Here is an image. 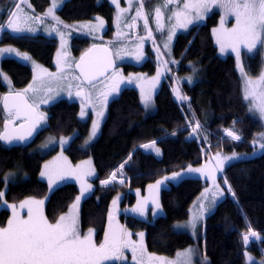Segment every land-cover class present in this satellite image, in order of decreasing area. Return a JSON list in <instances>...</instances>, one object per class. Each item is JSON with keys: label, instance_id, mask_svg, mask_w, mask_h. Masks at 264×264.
Masks as SVG:
<instances>
[{"label": "trees", "instance_id": "1", "mask_svg": "<svg viewBox=\"0 0 264 264\" xmlns=\"http://www.w3.org/2000/svg\"><path fill=\"white\" fill-rule=\"evenodd\" d=\"M157 1L160 0H143V9L150 14ZM13 3V0H0V24L14 8ZM49 3L50 0H28L31 8L40 13ZM114 13L115 7L108 0H66L63 3L56 16L64 25L60 28L69 32V51L74 58L97 41L75 32L73 25L101 17L106 22L102 37L110 39L114 31ZM218 20L219 12L210 11L204 22L193 24L187 31L174 35L167 48L161 45L164 42L161 35L163 27L153 26L158 33L153 34L154 40L156 38L153 43L159 42L153 44L156 48L154 54L161 56L163 51L172 66H168L169 71L167 69L155 94L154 112L146 113L136 89L123 88L109 102L100 134L88 148H82L81 143L88 135L90 124L79 119L76 102L60 99L45 108L46 125L37 133L34 143L40 142L46 135L59 138L74 134L65 149L70 161L76 163L90 157L93 162L96 172L92 180L93 190L80 204L78 227L80 233L92 229L96 245L104 239L109 206L119 194L123 193L120 206L133 208L137 201L135 190L142 192L160 177L198 166L217 153L251 154L264 139L261 135L264 134V125L249 110L250 101L243 96L234 58L231 55L221 58L217 54L212 29ZM162 22L166 24L170 20ZM145 42L140 41L144 45L143 62L140 65L122 63L120 66L124 73L144 72L151 75L157 69L153 51ZM3 44L25 51L36 62L53 69L52 59L58 46L55 38L14 35L3 29L0 46ZM242 61L246 75L257 77L264 62L262 48L252 54L244 52ZM172 70L173 77L170 76ZM0 72L8 77L15 90L23 89L32 79L30 66L13 58L0 61ZM189 76L192 77L191 82L186 79ZM7 91L0 76V100ZM178 94L188 97V100H178ZM3 117L0 106V130ZM197 121L201 129L198 135H190ZM225 129L235 131L241 139L232 140L225 134ZM153 141H157L162 150L160 158L140 149V145ZM32 146L33 143L7 147L0 143V187L6 188L5 198L10 202L26 197L40 198L46 194L47 184L39 178L40 167L54 149L40 154L31 151ZM125 161L128 163L124 170L130 177L126 195L124 188L117 184L107 187L98 184ZM13 171L16 178L12 176L5 182V174ZM223 179L227 180L231 192ZM219 181L226 194L202 220L197 239L186 231H177L174 224L188 218L192 203L206 184L199 178L177 179L169 187L162 188L159 192L162 215L145 220L126 212L122 221L124 219L125 226L133 231H144L145 247L152 253L173 256L181 249L197 245L206 256L207 264H245V251L254 257L250 264H261L264 261V151L227 164L219 172ZM77 194L78 188L74 183L67 182L56 187L46 199L45 218L55 222L67 211ZM8 215V210H0V226L6 224ZM249 225L261 239L252 238L245 246L243 234L248 232Z\"/></svg>", "mask_w": 264, "mask_h": 264}, {"label": "snow or ice", "instance_id": "2", "mask_svg": "<svg viewBox=\"0 0 264 264\" xmlns=\"http://www.w3.org/2000/svg\"><path fill=\"white\" fill-rule=\"evenodd\" d=\"M63 0H52L51 6L43 14L45 17H51L58 23L59 17L55 15V10L62 4ZM131 2V0H130ZM112 3H117V0H112ZM175 3V0H165V4L159 6L155 9L156 20L159 24L162 12V7H168ZM22 4H28V0H21L20 3H15L14 9L9 10V18L5 24H0V30L5 27L10 29L12 32H23L25 30L29 32H35L36 29L32 27H27L26 25L30 20H43V17H33L29 15L27 11L24 10ZM119 8V5L117 4ZM179 7V5H177ZM213 7H219L223 9L226 13L234 15L236 19V25L232 29H221L220 33L217 35V43L221 45V52L225 49L230 48L232 52L236 54L237 66L240 67L239 61L241 56L242 48L246 50L247 53L257 52L259 49L264 48V0H186L183 4V9L175 13L176 19L178 21L179 28H188V25L193 23L194 20H199L203 18V13H207ZM28 8L31 9V5L28 4ZM143 0H140V8L137 9V16H143ZM195 10V16L190 17L191 10ZM120 12L126 11V9H119ZM99 21L100 26L103 25L101 18H96ZM135 19V18H134ZM171 19V17L169 18ZM225 17L221 18V23L223 24ZM147 26V21L145 22ZM173 32L175 31V27ZM65 27H68L65 25ZM50 31H57V29L52 28ZM214 34H217V30H213ZM61 39L63 40V34L61 33ZM168 40H172V35H169ZM167 47V44H166ZM107 51V50H105ZM16 52L13 48H2L0 49V54ZM18 56L20 53H16ZM24 59H29L25 54ZM139 59V57H137ZM173 63H176L173 61ZM80 69L81 74L84 76L85 81L91 82L96 75L102 74L98 67L86 63L85 58H81V62L77 64ZM105 66V70H106ZM59 70V64H58ZM243 74V69L240 68ZM195 71V69H194ZM43 72L48 76L55 77V73H47V70ZM159 75V74H158ZM246 75V74H245ZM0 76H3L0 73ZM5 81L8 80L6 76H3ZM34 78V82H35ZM78 79V78H74ZM189 82L192 81V77L186 78ZM10 84V81H8ZM43 83V81H41ZM71 87V85H69ZM116 89H112L115 91ZM40 91L39 88L35 86V83L30 84L23 93H16L15 96L4 97V110L12 116L19 117L23 115L26 118V123L21 124L18 128L10 127L11 122L5 120L4 130L0 132V141L4 144H12L16 141H26L33 136L39 130V126L46 120L43 113H37L38 105L29 104L27 99H25L26 93H33L34 95ZM51 91V89H48ZM71 94V93H70ZM82 91H78L77 95H81ZM102 104L106 105L108 103V93H102ZM51 97H49L50 99ZM244 98L246 100L250 99V111L255 110L260 114V117L264 119V72L256 80L251 78L245 79V92ZM151 95L142 94V101L145 106H149L151 103ZM177 99L180 101H187L188 97L183 95H177ZM11 101V103H10ZM48 99H43L40 103H47ZM88 103H92L91 96H88ZM86 105L82 104L80 117L83 118L85 113ZM97 119L93 121L91 132L85 140V144L89 143L96 135L100 126V117L104 115V111L101 110L96 113ZM201 125L199 121L196 122L195 127L190 135H198ZM225 134L232 140H240L241 136L231 129H225ZM264 138V134H261ZM207 139V137H205ZM49 142H52L50 138ZM68 142L67 137H61L59 143L64 145ZM155 141L151 144L142 145L144 148H155ZM255 143V141H254ZM45 147L47 145H44ZM261 149H264V143L260 145ZM157 154H159V149L155 148ZM61 158L66 161V157ZM130 158V157H129ZM239 156L233 153L232 156L221 157L219 153L216 154L213 159H216V168L213 169V173L221 171L225 166L226 162L238 159ZM90 165V161L85 162ZM128 161L121 164L117 171L111 173L108 179L101 180L102 186H107L110 183L116 181L117 175L123 176V168ZM189 172H202L203 169H194L189 167ZM76 169H70L67 171L57 170L49 165L44 166V170L41 171V177H48L49 191L54 189L57 181L65 178L68 175H76ZM94 170L90 169L83 172V176H92ZM14 175L13 173H8L5 176V182H7L8 177ZM183 175L181 172L173 173L171 177H165V180H177ZM77 179L80 180V175H77ZM124 180L121 178L120 183ZM163 181L158 180L155 187L157 190L162 185ZM225 184L227 180L225 179ZM214 190L212 191L211 202L214 205L217 197H222L224 191L219 185L214 184ZM92 185L87 184L85 181H81V193L76 197V201L70 206V212L67 215H61L55 223L49 222L43 214L44 200H37L34 198H28L20 202V208H27L28 218L23 219L16 212V205H6L13 210V217L9 219L7 227H0V264H101L102 261H119L124 259L122 253L124 249L131 247L133 252V260L136 264H145L143 259H137L136 252L139 248L143 256L146 251L143 247V237L144 233H138L140 237V242L138 244L131 241L130 233L126 231H113L111 234L105 233V240L99 246H97L92 240L93 230L89 229L87 235H81L78 227V205L80 200L85 197L90 190ZM229 192L232 191L229 186L227 189ZM209 189H205V193L202 196L207 195ZM234 195V194H233ZM5 192L0 191V200H3ZM6 203V202H5ZM116 200L113 201L115 205ZM152 212L153 216H158L162 211L161 205L159 204L158 198H152ZM148 207V200L145 199L142 203H138L136 208L132 211L138 212L141 216L145 214V208ZM208 208L201 203L200 211L198 215H194L193 218L188 222V225L193 229L196 228L198 220L203 216V213L207 211ZM109 218L112 219V212H109ZM180 227V225H177ZM261 239L259 234L255 232L251 226L248 227V232L243 234L244 244L247 246L251 239ZM193 250L191 248L186 249L182 253H177V261H165L164 258L148 256L147 261L151 264L153 260H161L162 264H193L192 261ZM245 257L248 261H252L253 258L245 252ZM206 260V257H205ZM264 264V261H261Z\"/></svg>", "mask_w": 264, "mask_h": 264}, {"label": "rangeland", "instance_id": "3", "mask_svg": "<svg viewBox=\"0 0 264 264\" xmlns=\"http://www.w3.org/2000/svg\"><path fill=\"white\" fill-rule=\"evenodd\" d=\"M16 1L17 0H13V2H14L13 4L14 5H15V3H17ZM162 1L163 0H160V2L157 4V6H155L153 11H152L151 7L149 8V9H151L150 10V14H149L148 10L142 9V12L144 13L143 16H137V9L140 8V0H136V3L134 5L132 4V2H130L131 4L130 3L121 4L122 0H118L117 3H115V13H114V17H113L114 18L113 24H114L115 27H117V33L113 32V35L115 34L118 38L121 37L120 40L126 41V39H127V41L133 42L134 46L133 45L132 46L135 47V50L131 49L132 50V53H131L132 55H130L131 59L128 62L134 63L135 65H140L141 64V58H140L141 54L139 56L138 53L142 50L141 44L143 45V43H141V44L137 43V42H140V41L141 42H144V41L148 42V44L150 45L151 50L153 51L152 53L154 54L155 46L153 44H156V43L158 44L159 42L156 41L155 43H153V41L156 40V38L154 40L153 34L156 33L158 35V33L156 32V30L154 29L152 24L157 22L155 9L157 7H159V6L164 5V3ZM128 2H129V0H128ZM117 4L119 5V8L117 7ZM24 6H26V4H24ZM119 9H126V11L120 12ZM213 10H216V11L219 12L218 23L212 29V30H214V29L217 30V34H214V32L212 34V38H213L214 44H215V46L217 48V54L221 58L226 57L227 55H231L234 58L235 69H236V71H237V73H238V75L240 77L241 84H242V93H243V96H244L245 79L246 78H251L252 80H256L260 76V74L262 72H264V62H263V67H262L261 72L259 73V75L257 77H249V76L245 75L246 73H245V70H244V67H243V61H242L243 53L244 52L247 53L246 50H244L243 48L241 50V56H240V61H239L240 67L237 66L236 54L234 52H232L230 48H227V49H225L224 52H221V45L217 43V35L220 33L221 29H232L236 25V19H235L234 15L226 13L223 9H221L219 7H213L212 9H210L208 11V14H209L210 11H213ZM29 11L33 12V10H29ZM161 12H162V15H161V18H162L166 14L165 7L161 8ZM206 17H207V15L205 16V18ZM222 17H225V19L223 21V24L221 23V18ZM49 18H50V20H53L51 17H49ZM161 18H160V21H159L160 24L157 27L160 28V25H161V28L163 27L162 28L163 32H162L161 35H163L164 42H162L161 45L164 46L165 48H167L172 43L171 41L168 40L169 35H172V38H173L174 35L182 33L184 31H187L188 29H190L193 26V25H188V28H186V29L183 28L182 30H180L179 27L177 26L178 22H176L175 25H174V23L172 21H170V23L161 24V21H162ZM117 20H119V24H118ZM129 20L131 21V24L129 25V32H128L127 31V23H128ZM120 21L123 22V24ZM146 21H147V26H145V22ZM5 22H6V19L3 21V24H6ZM174 26H177V27H175V31L173 32ZM0 32H2V30H0ZM68 33L69 32H67V34ZM65 39H66L65 37H63V40L60 38V43H61V45H63V48L60 47V50L61 49H63V50H62V52H60V55H58V56H57V53H56L57 62L59 61L61 64L65 63V61H66V58L63 56V55H65L64 48H66V46L64 45ZM57 43H58V41H57ZM166 44H167V47H166ZM0 47H2V48H13V49L16 50V52H22L23 54H27L28 56H30L27 52L21 51V50L17 49L14 46H11V45L3 44ZM115 47H116L115 50H117L118 46L116 45ZM56 50H57V48H56ZM247 54H252V53H247ZM15 55H17L15 52L0 54V61L2 60V58L6 57V58H13V59H15V60H17L19 62H22V61L18 60L16 58L17 56H15ZM23 56L24 55H19V58L23 59L24 61H26V59H24ZM262 56H263V61H264V48H262ZM137 57H139V59ZM115 60L118 61L117 56L115 57ZM154 61L157 64V67H158V63H160V61H161L163 66H164V68L168 67V66L170 68H172V66H170L169 61L165 57V54H164L163 51H162V55L161 56L160 55L158 56L156 53L154 54ZM57 62H56V59H55L56 70L54 71V73L56 74V76L53 77V76L45 75V73L43 72V70H45V69L46 70H50L52 72L51 68L45 67V66H43L40 63L35 61V64H33L31 66L32 67L31 68V70H32V79L20 91V92H23L24 89H26L30 84L35 83V86L37 88H39L40 91L38 93H36L35 95L33 93H31V92L26 93L27 99L32 105H34V106L38 105V107H37L38 113H43L45 117H46V113H45V108L46 107H48L49 105H51L52 103H55L56 101H58L60 99H67L69 101L70 100L71 101H76V102L78 101L77 102L78 104L80 103V105H78L79 108H80L79 112L81 111L82 104L86 105V107H85L86 115L83 118H81L78 115L80 120L83 119L81 121L89 119L90 115H89L88 111L90 109L93 112V120L92 121H94V120L97 119L96 113L101 111V110H103V105L104 104H102V102H101L102 101L101 94L109 92V90H112V88H115V87L117 88V87H120V86L121 87L123 86L124 88L125 87H131V88L136 89L138 91V93H139L140 102H141L143 108L145 109V111H151L153 109V107L155 106L154 105V97H155V94L157 93V91L160 88L161 80H162V77L159 74L158 70L154 71V73L151 74V75L145 74L144 72L133 73V75L135 74V79H133V78H130L132 73L126 74V73L122 72L120 64L117 63L118 66L106 78H104L103 80H101L100 82H98V83H96L94 85L85 86L84 84H78V83L74 84L75 83L74 82L75 81L74 78H75L76 75H73V73L71 71L66 70L65 68H63V69L59 68V70H58V64L59 63L57 64ZM55 65H53V66H55ZM240 68L243 69V76H245V77L242 76ZM118 73L120 75H122L124 78H128L127 84H121V83L120 84H115V83H118L120 81V78L118 77V75H116ZM115 75L119 79L114 77ZM125 75L126 76H130V77H126ZM3 76H6V75L3 74ZM3 76H2V79H3ZM137 77H138V79H137ZM172 77H173V70H172ZM34 78H36L35 82H34ZM8 81H10V80L8 79L7 81H5L3 79V82L6 85L7 90L8 91H16L12 87L11 83L10 84L8 83ZM41 81H43V83H41ZM111 82H113V83L110 84ZM69 85H71V87H69ZM48 89H51V91H48ZM78 91H82V94L79 95V96L77 95ZM142 94H145V95H149L150 94L151 95V98H152L151 99V104L149 106H147V107L145 106V104L142 101ZM89 95L91 96L92 103H88V96ZM49 97H51V98L49 99ZM43 99H48V102L47 103H40V101L43 100ZM249 101H250V99H249ZM248 106H249V110H250V102H249ZM106 110H107V107H106ZM250 112L252 114H254L255 116H257L261 120L263 125H264V119H262L260 117V114L258 112H256L255 110H251ZM5 118L10 120V121H14L15 120V117L14 116H9V114L5 115ZM43 123L46 125L45 121ZM43 123H42V126L44 125ZM91 128H92V125H91ZM89 129H90V126H89ZM46 138H49V139L52 138L53 141H57L58 142L60 140H57V139H60L61 137L57 138V137H54L52 135H46L43 139H46ZM32 140L33 139H31L30 142ZM84 140L82 141V143L84 142ZM48 142L49 141L46 140L45 141L46 144H44V145L48 146L49 145ZM82 143H81V145H82ZM261 143H264V139L260 142V144ZM44 145H42V147H40V148L46 149ZM59 145L61 146L60 148H57L55 150V152L52 153V155H50V156L47 155L48 157L43 160L42 165L40 167V172L44 170V166L45 165H49V166H51V167H53V168H55L57 170H60V171H67V170H70V169H76L77 170V174L76 175L65 176V178H69V180H64L65 178L58 180L56 185L54 186V189L57 186H59L60 184H62V183L73 182V183L76 184V182H75L76 180H72V179L73 178L77 179V175H80V177L82 178V176H83L82 173L86 172V168L82 167L80 165L81 164L80 162L79 163L76 162L77 163L76 165H75V163L71 162L69 156L65 152L64 146L61 145L60 143H59ZM30 146H31V144H30ZM34 148L36 149L35 143H33L31 151H33ZM263 151H264V149H261L260 146H257L255 148V150L251 154H238L239 158L230 161V163L234 162V161H238V160L243 159V158H248V157H253V156L259 155ZM47 152H51V150H48ZM42 154H45V153L42 152ZM61 154H62L63 157L67 158L66 161L61 158ZM220 156L224 157V154L223 155L220 154ZM229 156H232V154L229 155ZM210 157H212V156H210ZM85 158H90V157H85ZM88 160H91V159H88ZM124 163L125 162H123L122 164H124ZM70 165H72V166H70ZM124 169H125V166H124V168L122 170L123 171V177L125 175H127V173L125 172ZM183 170L184 169L180 170L179 172H182ZM115 171H117V170H115ZM6 174H8V172ZM6 174H5V176H6ZM13 174H14V171H13ZM110 175H111V173L105 179H108ZM12 176L14 178H16V174H14ZM118 176L121 177L119 174L117 175V177ZM39 178L41 180H43L47 184L46 194L43 197H40V198L26 197V198H24V199H22V200H20L18 202H15V203L6 200L5 196L3 197V200H0V210L1 209H6L9 212L6 224L4 226H0V227H7L9 219H11L13 217V210L11 208H9V207H6V205H13V204L16 205L17 206L16 207L17 214L20 215L23 219H27L28 218V210H27V208H20L19 207L21 201H24V200H26L28 198H34V199H37V200H44L46 202V199H47L48 195L51 193L49 191L48 177H46V176L45 177H41L40 174H39ZM8 179H11V178H8ZM178 179H183V178L180 177ZM216 182L217 181H216V179H214V177H213V179L210 178V177L206 178V184L202 188L203 192H205V189H213L214 190L213 186H214V184H216ZM217 183L221 187V189L224 191L225 189H224L223 185L220 182H217ZM223 183L226 186V188L228 189V184H225V179H223ZM112 184H117L119 186H122L124 188V191H125L124 195H126V193L128 191V184L125 181L123 183H120V179H116L115 182L110 183L107 186H111ZM76 186L78 187V194L76 195V197H77L81 193V185L80 186L76 185ZM107 186H102V187H107ZM0 191L4 192L5 191V187H0ZM89 193L80 200L79 205L82 202V200L89 195ZM151 194L152 193H148L147 196L150 197ZM122 195H123V193H121L118 196H116L112 200V202H111V204L109 206V212L110 211L112 212V219L110 220V218H108V220H107V222L105 224V226H106L105 227V229H106L105 233L110 229V227H111V231L108 232L109 234H111L113 231L123 230V231H126L127 233L131 234L130 239H131L132 242L138 244L140 242V237H139L138 233H141V232L144 233V231H142V230L133 231V229L130 228L129 226H125V222H124L125 220L123 219V221H122V216H125V214H126V212H128V210L131 211L130 210L131 208H129V207L122 208L120 206V200L122 198ZM76 197H75L74 202L76 201ZM114 200L117 201V203L115 205L113 204ZM45 202H44V205H43V214H44ZM208 203H209V206L207 207L208 208L207 211H209L212 208V205H213L211 200H209ZM79 205H78V210H77L78 211V215H79ZM69 212H70V209H67V211L65 213H63L62 215H67V214H69ZM198 214H199V212H196L195 214H192V217L190 218V220L193 218L194 215H198ZM145 219L149 220V217H145ZM56 220H55V222H56ZM200 220H201V218L198 220L195 229H193L189 225L185 226V229H184L186 232H188L195 239H197V237H199V234L201 232L200 228H201V222L202 221H200ZM55 222H53V223H55ZM186 224H188V223H186ZM88 231H89V229L85 230L83 233H81V235H87ZM94 239H95V233L93 232L92 233L93 242H94ZM104 240H105V234H104V239H103V241L101 243H103ZM97 246H99V245H97ZM143 247L146 250L144 252L143 256H142L141 251H140L139 248L137 249L136 256H137V259H143L145 264H149V262L147 261V257L148 256L161 257V258H164L165 261H177L178 260L177 253H182L186 249H189V248H191L193 250V256H192L193 264H207V258L205 260L206 256L198 248L197 245H190V246L186 247V249H181L178 252H176V254L173 255V256H166V255H160V254L149 252L146 249V247H145L144 237H143ZM245 252H247V251H245ZM247 253L250 255L249 252H247ZM122 255L124 257V259H122V260H119V261H107V262H109V263L113 262V263H116V264H127L128 262H131L130 264H136V261L133 260V252L131 250V247H129L127 249H124ZM250 256L254 259V257L252 255H250ZM252 261H248L246 259V257L244 256L245 264H250ZM151 264H162V261L161 260H153V261H151Z\"/></svg>", "mask_w": 264, "mask_h": 264}, {"label": "crops", "instance_id": "4", "mask_svg": "<svg viewBox=\"0 0 264 264\" xmlns=\"http://www.w3.org/2000/svg\"><path fill=\"white\" fill-rule=\"evenodd\" d=\"M66 0H63V2H62V4L55 10V13H56V11L58 10V9H60L61 8V6L63 5V3L65 2ZM114 7H115V3H112V0H108ZM118 1V0H117ZM51 2H52V0H50V3H49V5L46 7V9L43 11V13H37V14H34L33 12H30L29 10H27L25 7H23L24 8V10L25 11H27L28 13H29V15H31V16H33V17H43V20H42V22L41 21H37V20H35V19H33V20H30V21H28V23H27V25H26V28L27 27H32V28H35L36 29V31L35 32H29V31H27V30H25V31H23V32H12L10 29H7L6 27H5V29L8 31V32H10L11 34H14V35H17V34H30V35H44V36H47V37H53V38H56L57 39V41H58V47H57V50L55 51V54H54V57H53V65H55V59H56V62H57V56L58 55H60V52H62V50L63 49H61L60 50V47L61 48H63V45H61V43H60V38H61V33L63 34V37H65L66 39H65V42H64V45L66 46V48H64V50H65V55H63L65 58H66V61H65V63H63V64H61L59 61L57 62V64L59 63V68H61V69H63V68H65L66 70H69V71H71L72 73H73V75H75L74 74V72L72 71V67H73V62H74V58H73V56H72V54L70 53V51H69V42H70V36H69V34H67V32L65 31V30H63V29H61L56 23H54V22H52L53 20H50V18L49 17H45V16H43V14L47 11V9L51 6ZM131 2H132V4L134 5L135 3H136V0H131ZM160 1H157L156 2V4H154L153 5V9H152V11L154 10V8H155V6H157V4L159 3ZM164 4H165V0H163L162 1ZM186 2V0H175V3H173V4H171V5H168V7H165V12H166V14L161 18V20H165V19H168V20H170V21H172L174 24H176V22H178L177 21V19H176V16H175V13L177 12V11H180V10H182L183 9V4ZM126 3H130V0H129V2H128V0H122V3L121 4H126ZM131 4V3H130ZM177 5H179V7H177ZM208 14V12L207 13H203V18L202 19H199V20H194L193 21V23H191V24H189V25H193V24H198V23H200V22H202L203 20H204V18H205V16ZM191 16H195V10L193 9V10H191V12H190V17ZM171 17V19H169ZM97 17H95L93 20H88V21H80V22H77V23H75L74 25H73V28H74V30L76 31V32H79V33H81V34H84V35H89V36H93V37H102V35H103V33L105 32V30H106V22H105V20L103 19V18H101V17H99V18H101V20L103 21V25L102 26H100V24H99V21L96 19ZM131 19V18H130ZM120 20V19H119ZM119 20H117L118 21V24H119ZM8 21V20H7ZM7 21H6V23H7ZM121 22V21H120ZM122 24H123V22H121ZM163 22L161 21V24H162ZM117 24V25H118ZM131 24V21L129 20L128 21V23H127V31L129 32V25ZM159 24H160V22H159ZM157 22H155V23H153L152 24V26H154V27H156V28H158L157 26L159 25ZM6 25V24H5ZM52 28H55V29H57V31H50V29H52ZM180 30H182L183 28H179ZM114 33H117V27H115L114 26V31H113ZM113 36V37H112ZM112 36H111V40L112 41H110L111 42V47L115 50L116 49V45L118 46V49L117 50H115V53L117 54V56H118V58H119V61L120 62H124V61H130V55H132L131 53H132V50L131 49H133V50H135V47H133L134 46V43L133 42H130V41H127V39H126V41H124V40H120L121 39V37L120 38H118L115 34L113 35V33H112ZM137 43H140V42H137ZM141 44V43H140ZM133 45V46H132ZM141 47H142V50L138 53L139 54V56H140V54H141V56H140V58H141V62L143 61V59H144V56H142L143 55V53H144V45H142L141 44ZM0 49H2V47H0ZM60 50V51H59ZM15 53H20V55H25V54H23L22 52H15ZM56 53H57V56H56ZM135 53V52H134ZM133 53V54H134ZM27 55V54H26ZM15 56H17L16 58L18 59V60H20V61H22L23 63H26V64H29L30 66H32L33 64H35V61L34 60H32V58L30 57V56H28L27 55V57H29V59H26V61H24L23 59H20L19 58V56L18 55H15ZM61 57V56H60ZM32 60V61H31ZM34 61V62H33ZM56 70V65L54 66V68L52 69V72L50 71V70H47L48 72L47 73H54V71ZM158 70V72H159V74L161 75V77L163 78V76L165 75V73H166V69L164 68V66H163V64H162V62L160 61V63H158V67H157V69L155 70V71H157ZM46 75V74H45ZM116 75H118V77L120 78V81L118 82V83H115V84H127V82H128V78H124L122 75H120L119 73L118 74H116ZM126 76V75H125ZM242 76H243V74H242ZM117 79H119L117 76H115ZM126 77H130V76H126ZM243 77H245V76H243ZM75 78H76V76H75ZM130 78H133V79H135V75H131V77ZM114 79V78H113ZM137 79H138V77H137ZM161 79V78H160ZM75 83L74 84H79V82H78V79H75V81H74ZM113 82H111L110 84H112ZM123 87V86H122ZM121 86L120 87H115V88H112V89H116L115 91H112V90H109V92H106V93H108V103H109V101L111 100V99H113V98H115L118 94H119V92H120V90H121V88H122ZM140 97V96H139ZM69 98V97H68ZM78 102V101H77ZM108 103L106 104V105H103V111H104V115L102 116V117H100V126H99V129H98V132H97V135L89 142V143H87V144H85V140H87V138H88V136H89V134H90V132H91V125L93 124V112H92V110L90 109L89 111H88V113H89V115H90V117H89V119L88 120H84V121H88L89 122V124H90V129H89V132H88V135H87V137L85 138V140H84V142L82 143V148H84V149H86V148H88L96 139H97V137L99 136V134H100V131H101V125H102V123H103V121H104V119H105V117H106V107H107V105H108ZM151 104V103H150ZM79 105H80V103H79ZM155 105V104H154ZM79 110H80V108H79ZM154 110H155V106L153 107V109L151 110V111H146V113H152V112H154ZM81 112V111H80ZM80 112H78V115L80 114ZM80 116V115H79ZM78 116V117H79ZM81 120H83V119H81ZM43 123V122H42ZM44 124V123H43ZM45 125V124H44ZM43 125V126H44ZM41 127H42V124H41ZM74 136V134H70L69 136H67V138H68V142L66 143V144H64L63 146H64V148H66L65 146H67L68 144H69V142H70V140H71V138ZM46 140H50L49 138H46V139H42L41 141H43V142H41L40 144H35V147H36V149L34 148V151H36V152H39L40 154H42V152H44L45 154L46 153H48L47 151L49 150V149H47L46 147V149H42V148H40V147H42V145H44V144H46L45 143V141ZM57 140H60V139H57ZM156 143H155V148H158L160 151H159V154H157V152L155 151V148H151V147H149V148H144V147H142V145H140V149H142V151H144L145 153H150V154H153L155 157H157V158H160L161 156H162V150H161V148L157 145V141H155ZM49 143V145H48V147L49 148H51L50 150H56L57 148H60L61 146L59 145V141L57 142V141H53L52 140V142H48ZM152 142H149V143H145V144H143V145H146V144H151ZM216 156V154L214 155V156H212V157H208V158H206L200 165H198V166H195V167H191V168H194V169H203V171L202 172H189L188 171V168L189 167H187V168H185L181 173H183V175L181 176V178H199V179H201V180H203L204 182H206V178H208V177H210V178H212L213 179V177H214V179H216V181L217 182H220L219 181V172H215V173H213V169H215L216 168V163H217V161H216V159H213V157H215ZM224 156H229V155H224ZM88 159H91V158H83V159H80V160H78L77 161V163H81L80 165L82 166V167H85L86 168V171H88V170H90V169H92V170H94V174L92 175V176H82V178L80 179V180H78V179H72V180H76L75 182H76V185H78V186H80L81 185V181H85L87 184H90V185H92V189H93V184H92V179L94 178V176H95V174H96V172H95V169H94V165H93V162L91 161V160H88ZM88 161H90V165L89 164H87V163H85V162H88ZM77 163H75V165L77 164ZM228 163H230V161L229 162H226V164H228ZM70 166H72V165H70ZM185 171V172H184ZM41 173V172H40ZM172 175H164V176H162V177H160L158 180H160V181H163V183H162V185L159 187V189L157 190L155 187H150V185L151 186H155L156 185V182L158 181V180H156V181H154V182H151V184L149 183V185L148 186H146L144 189H142L143 191L142 192H140V191H134V194H135V197H136V206L135 207H133V208H136L137 206H138V203H142L145 199H147L148 200V207L147 208H145V214L143 215V216H141L138 212H134V211H132V209L133 208H131L130 210L131 211H129L128 210V213H131L132 212V214H134V216L136 217V216H138V217H141V218H144L145 219V217H149V219H153V218H156L157 216H153V212H152V203H151V201H152V198H158V201H159V204H160V200H159V192L161 191V189L163 188H167V187H169L170 186V184L171 183H173V182H175L176 180H165L164 178L165 177H171ZM10 177H12V176H10ZM91 179V180H90ZM64 180H69V178H65ZM216 182V185H218V183ZM224 187V186H223ZM80 188V187H79ZM221 188V187H220ZM92 189L90 190V193H91V191H92ZM225 189V188H224ZM210 191L207 193V195H206V197L205 196H202V194H204L205 192H203V189L199 192V194L197 195V197L195 198V200H194V202L192 203V206H191V208H190V213H189V216H188V218L186 219V220H184L183 222L182 221H178V222H176L175 224H174V228L177 230V231H185L184 229H185V226H187L188 224H186V223H188V221L190 220V218L192 217V214H195L196 212H199L200 211V204L201 203H203L206 207H208L209 206V200H211V197H212V191L211 190H213V189H209ZM89 193V194H90ZM148 193H152L151 195H150V197L149 196H147L148 195ZM225 194H226V189L224 190V195L222 196V197H217L216 198V202H215V204L214 205H212V208L209 210V211H206V212H204L203 214V216L201 217V220L200 221H202L204 218H205V216H207L208 215V213H210L214 208H215V206L218 204V202L225 196ZM70 209V208H69ZM161 209H162V207H161ZM194 211V212H193ZM163 214V211H161L160 212V214L159 215H162ZM158 215V216H159ZM177 225H180V227H177ZM111 231V227H110V229L107 231V232H110ZM184 249H186V248H184ZM178 252V251H177Z\"/></svg>", "mask_w": 264, "mask_h": 264}, {"label": "water", "instance_id": "5", "mask_svg": "<svg viewBox=\"0 0 264 264\" xmlns=\"http://www.w3.org/2000/svg\"><path fill=\"white\" fill-rule=\"evenodd\" d=\"M105 50H107V51H105ZM82 57L85 58L86 63L93 65L95 67H98L102 72V74L96 75L95 78L91 82L85 81L84 76L81 74L80 69L77 67V64L81 62ZM105 66H107L106 70H105ZM115 68H116V63H115V59H114L112 49L110 47H108L107 45L102 44V43H97V44L91 45L77 58V60L74 63V70L78 74L81 82L86 86L94 85V84L98 83L99 81L103 80ZM16 93H21V92H9V93H6L3 95L2 100H1V108L4 112H6V111L4 110V99L3 98L6 96H9V97L15 96ZM25 99H27L26 96H25ZM27 101H28V99H27ZM10 103H11V101H10ZM28 103L31 104L29 101H28ZM17 118L22 120V122H20L18 124H14L11 122L10 127L18 128L21 124L26 123V118L23 115H21ZM4 124H5V121L2 123L1 132L4 130ZM29 139L26 141H23V142L16 141V142H13L12 144H8V145L4 144L2 141H0V143H2L3 145H5L7 147H17V146H21L23 144H26L29 141Z\"/></svg>", "mask_w": 264, "mask_h": 264}, {"label": "bare ground", "instance_id": "6", "mask_svg": "<svg viewBox=\"0 0 264 264\" xmlns=\"http://www.w3.org/2000/svg\"><path fill=\"white\" fill-rule=\"evenodd\" d=\"M171 77H172V73H171V75H170ZM123 163V162H122ZM122 163H120L119 165H117V167L116 168H114L112 171H111V173H113L115 170H118L119 169V167H120V165L122 164ZM121 178H123V180L127 183V184H129L130 185V177L128 176V175H125L124 177L122 176V177H117L116 179H120L121 180ZM99 185H101V183H98ZM102 186V185H101ZM246 246V245H245Z\"/></svg>", "mask_w": 264, "mask_h": 264}, {"label": "flooded vegetation", "instance_id": "7", "mask_svg": "<svg viewBox=\"0 0 264 264\" xmlns=\"http://www.w3.org/2000/svg\"><path fill=\"white\" fill-rule=\"evenodd\" d=\"M17 122H18V120H17ZM101 264H102V262H101Z\"/></svg>", "mask_w": 264, "mask_h": 264}]
</instances>
